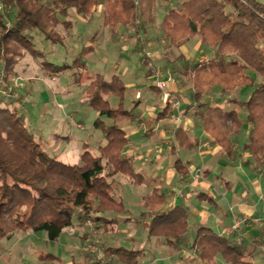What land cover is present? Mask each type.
I'll list each match as a JSON object with an SVG mask.
<instances>
[{
	"label": "trees",
	"instance_id": "16d2710c",
	"mask_svg": "<svg viewBox=\"0 0 264 264\" xmlns=\"http://www.w3.org/2000/svg\"><path fill=\"white\" fill-rule=\"evenodd\" d=\"M155 1L0 0V241L12 240L20 231H33L45 233L49 241L56 242L64 230L76 226L75 220L80 225L93 221L97 228L115 225L116 217L126 213L123 201L112 192L120 184L116 178L121 176L135 187L147 183L132 158L125 155L131 140L119 124L141 122V116L136 112L139 101L131 109L122 108L128 88L119 76L107 81L95 74L86 86V103L99 114L94 127L106 144L98 148L99 156L92 155L85 145L81 165L62 162L29 131L25 114L21 113L24 95L19 91L22 97L15 96L12 79L28 54L41 59L39 68L50 79L77 69L71 76L74 84H79L87 68L83 61L86 50L70 64H53L45 60L43 51L36 49L34 34L39 33L46 42L63 45L73 27L69 20L71 11L88 21L99 8L104 27L133 26L142 34L147 24L156 22ZM162 15L159 41L179 49L198 38L214 52L206 62L192 65L186 61L179 67L187 77L194 74V79H190L195 88L191 99L202 130L228 159L235 161L240 156L235 150L237 138L245 127L251 126L243 150L250 155L256 170L262 169L264 80L257 82L249 73L264 78V0H185L178 7L167 6ZM246 86L253 89L249 98H228L230 108L221 105L222 99L216 103L210 99L214 88L227 94ZM150 88L158 90L155 86ZM112 97L120 101V108L111 107ZM166 112L167 109L162 115ZM144 124L152 129V121ZM176 138L183 146L196 144L191 143L182 128L177 130ZM166 203V197L158 192L145 196L141 227L150 239L165 241L173 251L180 252L190 230L189 209L183 204L162 211ZM99 214L113 218L98 217ZM190 248L199 264H219L218 260L224 264H263L256 259L257 248L247 250L230 235H220L207 227L196 228ZM103 251L105 256L123 264H141L144 256L143 250L122 246L107 245ZM39 260L54 262L58 257L41 253ZM94 264L110 263L97 260Z\"/></svg>",
	"mask_w": 264,
	"mask_h": 264
},
{
	"label": "rangeland",
	"instance_id": "374dc122",
	"mask_svg": "<svg viewBox=\"0 0 264 264\" xmlns=\"http://www.w3.org/2000/svg\"><path fill=\"white\" fill-rule=\"evenodd\" d=\"M183 1L185 0H156L154 4L155 8L153 9L154 15L163 12L167 6L178 7ZM69 20L73 23L70 37L77 36L79 40L69 38L63 45L52 44L44 41L39 33H35L34 44L36 49L44 52L45 60L53 64H63L66 61L70 64L73 61V57L70 55L71 50H76L77 48L81 51L90 42L91 47L89 50L94 48L95 51H90L91 53L89 52L90 54L85 55L83 58L87 68L79 84H74L75 79L71 76L77 69L66 73L58 81L46 80L45 75L38 69L41 59L37 60L28 54L16 68L18 75L12 80L16 89L15 96H21V91L24 94L23 97L21 96L23 99L22 106L24 107L23 110L21 109V113L25 114L26 125L29 131L42 142L44 148L51 152L54 151L59 160L70 165H81L80 156L85 151L83 149L84 144L87 145L86 149L94 156H99L98 148L106 144V140L103 138L101 132L94 127L95 120L99 118V114L86 103L85 91L91 76L101 74L105 80L110 81L114 75H121L125 82L130 84L122 108L130 109L133 107L136 89L141 90L145 98L149 99L152 96L157 101V97L146 88L151 84L154 86L155 71L162 72L165 75L164 79L172 77L177 87L186 89L187 91L190 90L191 97L195 88L190 79H194V74H192L191 78L189 76L187 77L179 67H183L186 61L192 65L197 62H206L212 54L211 48L202 45L200 39L195 38L188 41L179 49L171 48L168 43L166 46L167 51L164 50L163 54V57H165L164 60L161 64L157 62L156 55L161 54V51L159 52L160 46L154 45L153 43L157 32L156 28H158V25L160 26L161 22V17H159L158 24L146 25V32L144 33L142 31L143 35L141 33L138 34L135 30L139 50L141 53H144L143 46H145L152 56L150 61L143 59L145 61H143L145 67L148 70L147 72L150 75L149 77L153 78V80L150 79L147 81L144 79L146 74L145 70L139 66L141 56L139 57L140 54L134 51L133 44L126 43L125 41H120L113 45H110L109 42L106 43L107 38L105 37L109 33H112L113 30L111 28H102L101 18H92L90 20L91 23L87 26L76 16L74 11H71V18ZM141 25L142 22L139 21V28H141ZM62 30L60 28V31ZM168 62L171 63L169 64ZM150 64H152V67ZM116 67L118 68L116 69ZM25 70L26 72L24 73ZM165 70H170L171 73H167ZM249 75L254 77L257 82L264 80V78L262 79L253 73H249ZM29 82H31V86ZM252 90L251 87L246 86L224 94L220 89L216 90L214 88L210 96L219 97L222 99L221 105L230 108L227 103L228 98H237L246 101ZM172 95L180 102L181 109V98L177 95ZM109 102L111 107L120 108V101L117 98L112 97L109 99ZM176 111V117L179 114L182 116L185 115L182 110L178 111L176 109ZM71 115L74 116L71 117ZM241 117L244 119L245 113H242ZM181 119L180 122L176 121V123L181 124L184 117ZM104 120L110 123L109 120ZM79 124H82L83 129L78 127ZM140 128L143 129L142 127ZM249 133L248 126L241 131L237 138L241 145L248 142ZM54 134L60 135V139H57V142L53 138ZM66 135L71 137L69 142L63 139ZM140 139L141 142L144 141V138L141 136ZM142 146L145 145L140 143L138 148ZM194 156L196 155L193 154V159ZM247 159L250 161V156H247ZM238 162L240 161H237L236 164L229 162L235 164V166H226V163L222 161H215V163L220 165L221 172L224 173V176L228 180L230 179L235 185L245 190L246 185L236 171ZM240 166L243 168L246 164H241ZM254 175L264 180V174L256 173ZM116 179L123 183L125 181L121 176H118ZM215 179L214 183L218 187H221V181H215ZM144 189L146 191L148 190L147 187ZM112 192L116 194V191L113 189ZM212 192L215 198H218L219 204L221 203V206L224 207L227 200L223 197L220 199V194L217 191L213 190ZM250 195L254 201L260 200L261 195L259 193ZM138 212L132 224L119 221L115 225H101L97 228L93 221L80 225L75 220L76 226L64 230L56 242L49 241L45 233L20 231L12 240L2 239L0 241V264H91L92 262L94 264L97 260H102V262L110 264H123L111 256L104 255L103 248L107 245L110 247L122 246L127 249L143 250L144 256L141 264H199L194 251L190 247L185 246L184 250L180 252L173 251L171 247L164 244L165 241L158 242L155 238L150 239L143 227L136 223L139 216ZM233 215L244 221L240 232L234 234L230 232L233 224L231 227L225 228L224 231H227L230 235H234L237 242L240 240V242L242 241L241 243H244L248 237L245 228L253 224V222L258 223V221H255L256 219L249 220L247 217L239 215L237 211L235 213L233 212ZM108 216L105 214L98 215V217L105 219H108ZM215 220H210L208 226L215 228ZM81 236L84 237L83 240L80 239ZM262 241L264 242V238H262ZM41 252L53 253L58 257V260L43 263L38 258ZM256 259L262 262L260 252ZM218 261L219 264H224L221 260ZM262 263L264 264V262Z\"/></svg>",
	"mask_w": 264,
	"mask_h": 264
},
{
	"label": "crops",
	"instance_id": "0c3cea01",
	"mask_svg": "<svg viewBox=\"0 0 264 264\" xmlns=\"http://www.w3.org/2000/svg\"><path fill=\"white\" fill-rule=\"evenodd\" d=\"M162 14H164V11L155 14L157 18L155 24H158L159 17L162 19ZM76 16L79 17L77 14ZM96 17L98 19L101 18L102 28H109L103 26L101 8L97 9L92 18L94 19ZM92 18L90 20H92ZM80 20H82L87 26L91 23L90 20L85 21L82 18H80ZM159 27L160 26L158 25V28H156L157 32L153 44L160 46L159 52L161 51V54L156 55V60L161 64L165 58L163 57V54L168 43L166 41L158 40L160 35ZM111 29L113 30L112 33H109V35L105 37L107 38L106 43L109 42L110 45H113L120 41H125L126 43L133 44L134 51L140 54L139 57L141 56L139 66L146 72L144 79L147 81L150 79L153 80L152 77H149L150 75L143 62L142 53L139 50L135 36L137 33L133 26H119ZM71 30L67 34L66 41H68L69 38L79 40V37L77 36L70 37ZM90 47L91 43L89 42L81 51L77 48L76 50L72 49L70 55H72L73 60L85 50L86 55H88L91 53L90 51H95L94 48L89 50ZM213 54L214 52L212 51V55ZM168 63L170 64L171 62ZM117 68L118 67H116V69ZM38 69L40 68L38 67ZM165 71L171 73L170 70ZM25 72L26 70L24 73ZM114 76H119L129 89L130 84H127L121 75ZM45 78L46 80L58 81L61 77L50 79L45 75ZM29 85L31 86V82H29ZM152 86L153 84L146 88L157 97V101L152 96H149V99L145 98L141 90L136 89L135 91L133 105L139 101L136 112L141 116V122L139 121L135 123L126 121L119 124L127 134V137L131 140V144L125 149V155L132 158L135 168L147 179V183L143 186L135 187L127 181H124V183L120 181V184L117 185L116 195L123 201L126 209L125 214L116 217L118 223L119 221H124L132 224L133 220L136 219L135 216L137 215V211H139L136 223L141 225L145 220V217H141L144 213L142 204L143 198L153 192H158L159 194H163L167 199V203L163 206L162 211L179 207L183 204L188 207L191 220L190 230L186 235L187 242L185 246L191 247L192 241L195 237L196 228L207 227L212 229L215 233L225 235L223 234V231L225 228L232 226L233 212L235 213L237 211L239 215L247 217L249 220L256 219L255 221H258V223L253 222V224H250L245 228L248 237L243 245L250 251L257 248L260 252V258L262 259V262H264V242L262 241V238H264V180L263 178L254 175L256 173L264 174L263 168L256 170L252 164V160L248 161L247 156L250 155L243 150L244 144L241 145L240 142H237L235 145V150L240 155L235 161H231L223 154L221 148L214 144V141L205 134L202 130L200 121L195 117L194 114L196 109L195 105L192 104L190 90L187 91L186 89L177 87V84L171 85L169 89H167L170 94L177 95L181 98L180 110H182L185 115L183 122L177 124V111L173 108L172 102L169 101L170 104L167 103V101L164 100V93L159 89L154 90L150 88ZM210 99L212 103H216L220 98L210 96ZM165 109H167V112L166 115L163 116L162 113ZM73 116L74 115H71V117ZM145 121L153 122L151 130H148L146 125L144 129L140 128V125L143 122L145 123ZM78 127L83 129L82 124H79ZM179 128L184 129V131L188 133L191 143H196L194 146L189 144L183 146L179 144V141L176 138V132ZM248 129L250 130L251 126H248ZM53 136L55 142L58 141L57 139H60L59 134H54ZM140 136L144 138L143 142L140 141ZM63 139L69 142L71 137L66 135ZM140 143H143L145 146L138 148ZM85 145L86 144H84L83 149L85 148ZM193 154L196 155L194 156V159L192 158ZM216 160L226 163V166H235L236 162L240 161L238 162L239 164L236 165V171L242 177L246 189L243 190L241 187L235 185L233 181L230 179L228 180L226 176H224V173L221 172L220 165L215 163ZM229 162H234L235 164ZM240 163L242 165L246 164V166L242 168ZM214 179L215 181H221L222 186L224 187H218L214 183ZM146 187L148 188L147 191L144 189ZM213 190L220 194V199L223 197L227 200L224 207L221 206V203L219 204L218 198L216 199L214 194H212ZM253 193H259L261 195L260 200L254 201L250 195ZM225 194L227 195L224 196ZM112 218V216H108L109 220ZM212 219H216L214 223L215 228L208 226L209 221ZM230 238L236 239L234 235H230ZM80 239L83 240V236H81ZM157 241L164 242L159 239H157Z\"/></svg>",
	"mask_w": 264,
	"mask_h": 264
},
{
	"label": "built area",
	"instance_id": "2783aa9c",
	"mask_svg": "<svg viewBox=\"0 0 264 264\" xmlns=\"http://www.w3.org/2000/svg\"><path fill=\"white\" fill-rule=\"evenodd\" d=\"M1 9H2V7H0V10ZM141 40H145V39H141ZM143 48H144V50H143L144 53H142L143 59H145V61H150L152 59L151 53L147 50V48L145 46H143ZM150 66L152 67V64H150ZM154 74H155L154 86L164 93L163 94L164 100L165 101H171L172 104H173V108L177 109L179 111L180 110V102L172 94H170L167 91V89H169V87L171 85L175 84V80L172 77H167L166 79H164V75L160 71H155ZM183 117L184 116L179 114L178 117H176V121L180 122L182 120L181 118H183ZM140 126L143 129L145 128V124L144 123H142ZM233 218H234V223H233V226L231 227L230 232L233 233V234L234 233H239L241 228H242V226H243V224H244V221L241 218L240 219L236 218L234 215H233ZM223 234L230 235V233H228L227 231H223ZM241 242L239 240V243H241Z\"/></svg>",
	"mask_w": 264,
	"mask_h": 264
}]
</instances>
